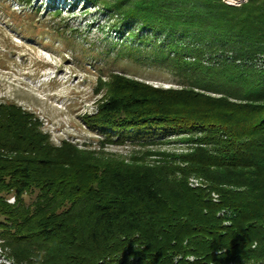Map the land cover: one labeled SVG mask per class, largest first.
Masks as SVG:
<instances>
[{
  "label": "trees",
  "instance_id": "16d2710c",
  "mask_svg": "<svg viewBox=\"0 0 264 264\" xmlns=\"http://www.w3.org/2000/svg\"><path fill=\"white\" fill-rule=\"evenodd\" d=\"M140 1L170 33H194L241 62L197 68L207 73L201 87L219 97L136 84L113 93L102 112L133 125L146 115L214 126L227 136L223 148L185 162L217 168L215 182L227 188L209 194L161 162L117 164L85 180L88 166L73 173L81 165L66 150L73 144L55 147L32 113L0 103V235L25 264H264V66L242 63L264 56V0ZM180 93L197 102L193 109L175 101ZM35 189L27 205L24 194Z\"/></svg>",
  "mask_w": 264,
  "mask_h": 264
},
{
  "label": "rangeland",
  "instance_id": "374dc122",
  "mask_svg": "<svg viewBox=\"0 0 264 264\" xmlns=\"http://www.w3.org/2000/svg\"><path fill=\"white\" fill-rule=\"evenodd\" d=\"M224 1L240 4L246 0ZM140 2L0 0V103L32 113L55 147L73 144L66 150L77 152L81 164L73 167V173L88 166L85 180L117 164L161 162L191 185L219 194L216 188L227 187L215 182L217 168L185 162L204 154L217 155L223 148L227 136L214 126L187 121L176 125L161 118L147 122L146 115L133 125L124 116L107 117L102 112L113 93H132L136 84L219 97L217 90L201 87L207 73L197 68L241 62L231 49L214 52L204 42L200 44L194 33L190 37H183L180 30L170 33L157 19L146 17L149 10ZM193 51L201 59L189 57ZM245 62L261 67L264 56ZM173 96L188 106L187 112L197 103L187 93ZM195 152L200 154L193 156ZM203 170L207 178L201 177ZM38 194L39 189L26 192L25 203L33 204ZM6 197L16 202L14 192ZM4 242L0 235V264H25L16 260Z\"/></svg>",
  "mask_w": 264,
  "mask_h": 264
},
{
  "label": "bare ground",
  "instance_id": "6f19581e",
  "mask_svg": "<svg viewBox=\"0 0 264 264\" xmlns=\"http://www.w3.org/2000/svg\"><path fill=\"white\" fill-rule=\"evenodd\" d=\"M228 1H230L231 3H238V2H240L242 0H228Z\"/></svg>",
  "mask_w": 264,
  "mask_h": 264
}]
</instances>
